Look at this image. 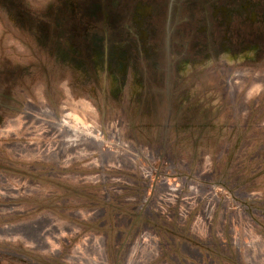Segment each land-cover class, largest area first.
<instances>
[{
	"label": "rangeland",
	"instance_id": "374dc122",
	"mask_svg": "<svg viewBox=\"0 0 264 264\" xmlns=\"http://www.w3.org/2000/svg\"><path fill=\"white\" fill-rule=\"evenodd\" d=\"M0 264H264V0H0Z\"/></svg>",
	"mask_w": 264,
	"mask_h": 264
},
{
	"label": "bare ground",
	"instance_id": "6f19581e",
	"mask_svg": "<svg viewBox=\"0 0 264 264\" xmlns=\"http://www.w3.org/2000/svg\"><path fill=\"white\" fill-rule=\"evenodd\" d=\"M182 71V70H181Z\"/></svg>",
	"mask_w": 264,
	"mask_h": 264
}]
</instances>
